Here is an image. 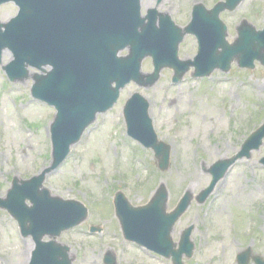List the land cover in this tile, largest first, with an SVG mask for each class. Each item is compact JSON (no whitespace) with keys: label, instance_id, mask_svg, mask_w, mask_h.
Listing matches in <instances>:
<instances>
[{"label":"rangeland","instance_id":"1","mask_svg":"<svg viewBox=\"0 0 264 264\" xmlns=\"http://www.w3.org/2000/svg\"><path fill=\"white\" fill-rule=\"evenodd\" d=\"M151 1V9L158 8L184 28L192 19L194 5L211 9L225 0ZM17 13L11 3L1 8V16H8L7 20ZM221 19L228 26L227 41L234 45L244 20L257 30L264 28V0H246L235 12L222 13ZM197 52L196 38L187 36L180 46V59L193 60ZM127 55V51L121 54ZM11 56H3L0 64V199L7 198L13 179L29 180L50 166L52 146L44 131L48 124L50 130L56 115L54 109L37 106L40 103L32 98L37 70L30 69L29 78L21 83L9 82L4 67ZM142 71L153 72L151 59L144 61ZM193 71L178 85L172 83L171 69L163 70L157 84L149 88L131 83L121 92L119 105L100 115L66 162L47 177L44 187L52 196L79 201L91 214L90 221L58 239L71 248L74 264H103L106 254H112L118 264H172L164 258L149 259L128 244L113 207L118 191L126 194L131 205L141 207L162 186L169 192L167 212L174 210L185 192L193 195L191 207L172 232L178 244L183 231L194 227L196 249L192 259L184 258V264H237L236 256L248 248L264 258V166L260 163L264 144L252 158L233 167L205 204L196 200L211 182V166L237 154L264 122V67L256 63L254 70H244L234 62L229 72L217 70L202 82L191 79ZM135 93L149 100L151 116L159 124L157 135L172 147L166 172L159 170L152 150H145L121 131L127 134L123 111ZM196 171L202 178L191 188L190 177ZM90 224L101 226L103 233L90 236ZM17 228L15 219L0 208V264L30 263L33 251L21 256L25 249L21 241L34 244L33 240L20 236Z\"/></svg>","mask_w":264,"mask_h":264},{"label":"water","instance_id":"2","mask_svg":"<svg viewBox=\"0 0 264 264\" xmlns=\"http://www.w3.org/2000/svg\"><path fill=\"white\" fill-rule=\"evenodd\" d=\"M7 1L10 0H0V5ZM12 1L20 6V15L8 25L0 24L1 49L11 48L16 58L8 68L10 76L12 79L26 77V63L37 68L51 65L53 72L37 80L34 93L35 97L55 105L59 115L53 127L56 150L53 166L39 178L26 182L23 188L16 187L9 199L2 202V206L21 223L25 235L35 236L38 246L32 264H71L68 248L55 242L42 243L41 240L47 234L59 236L62 231L77 226L86 217V210L75 202L52 199L47 191L40 192L45 176L62 163L70 146L79 141L87 125L95 119L96 113L106 110L117 99V90L112 87L114 82L117 89L131 80L150 86L157 82L165 67L174 68L179 76L189 68L185 66L181 70L182 64L177 58L178 45L184 34L168 16L162 17V27L157 29L155 11L150 12V23L145 25L141 19V0ZM241 1L228 0L211 12H207L203 6L197 8L195 21L186 29V32L196 33L202 38V58L208 60V68L198 71L197 75H208L216 68L226 71L237 55H240L243 67L253 68L255 60L264 65V54H261L264 51V31L256 32L253 28L244 27L235 47H230L225 41L226 35L219 15L226 9L235 10ZM202 24L211 25L214 29L210 35L216 47L224 50L219 56L213 52L216 47L206 52L205 34L195 27ZM127 47H130V56L118 58V53ZM147 56L154 58L156 72L144 82L140 69ZM195 66L200 69L198 64ZM134 99L143 107L144 124L151 137L146 134L143 123L132 116H128L130 134L147 147L153 148L160 160V169L167 171L170 166V148L158 143L157 136L152 133L147 121L148 105L145 100L139 95ZM129 111L133 113V107ZM263 139L264 126L246 142L238 156L217 163L211 170L214 182L199 201L206 200L217 182L238 159L250 157L252 150L259 149ZM26 199L35 205L33 209L25 207ZM167 199V191L162 187L147 207L135 209L119 195L116 199L117 212L128 239L167 257L173 255L175 263L182 264L184 253L188 257L193 254L194 246L190 242L193 228L185 231L179 252L173 251L174 244L170 235L175 223L189 208L192 196L187 193L171 214L165 210ZM28 222L32 223L31 228L27 227ZM250 259L249 249L240 257L239 262L248 264ZM254 260L257 264H263L260 257H254ZM106 262L115 264L111 257Z\"/></svg>","mask_w":264,"mask_h":264},{"label":"bare ground","instance_id":"3","mask_svg":"<svg viewBox=\"0 0 264 264\" xmlns=\"http://www.w3.org/2000/svg\"><path fill=\"white\" fill-rule=\"evenodd\" d=\"M152 6L153 5H152V1L151 0H143L142 1V7H143V9L147 10L149 8H152ZM7 18H8V16H5V15H2L1 16V20L4 21V22L8 21ZM7 55L8 54L5 53V56H7ZM171 104L172 105L175 104V101H173ZM134 106H136L135 109H142L143 108L142 105L138 101H135ZM196 122H197V120H196ZM198 129H199V127H198ZM224 158H225V156H224ZM192 176L193 177H190L193 180L191 188H193V186L195 187L194 182L195 181L196 182L199 181L202 178V174L199 171H196L194 174H192ZM24 244H25V249L23 250V254H21V256L22 255H28L34 249V245L33 244L28 243L27 241H24Z\"/></svg>","mask_w":264,"mask_h":264}]
</instances>
